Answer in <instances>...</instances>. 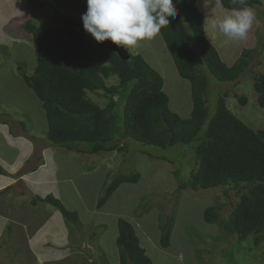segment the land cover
<instances>
[{"label": "trees", "instance_id": "1", "mask_svg": "<svg viewBox=\"0 0 264 264\" xmlns=\"http://www.w3.org/2000/svg\"><path fill=\"white\" fill-rule=\"evenodd\" d=\"M31 1V0H29ZM227 11L244 7L233 0H218ZM177 15L169 18L160 36L173 58L181 78L190 83L192 111L187 119L170 109L163 91V79L139 55L121 60L109 50L96 46L84 36L74 13L86 12V0H49L54 10L52 25L39 28L30 19L17 35L32 40L36 67L19 76L42 104L47 130L46 141L56 148L96 155L121 152L123 141H133L157 149L190 147L196 157L197 170L179 190L222 189L223 196L236 191L238 201L231 207L225 222L226 233L248 246L264 243V130L248 127L226 105L227 93L216 101L211 98V83L238 85L250 69L255 51L244 50L232 66L225 64L204 31V15L197 0H173ZM259 0H246V6L257 10ZM257 104L264 109V75L250 71ZM109 79L115 83L108 84ZM105 97L98 105L89 94ZM241 105L246 104L240 98ZM139 178L120 176L108 186L105 203L121 183H135ZM60 211L64 219L76 221L54 198L40 199ZM222 205L207 208L205 223L218 222ZM227 223V224H226ZM162 227L160 244L168 248L169 230ZM120 264H152L139 245L130 224L120 220L116 241ZM264 250V248H263Z\"/></svg>", "mask_w": 264, "mask_h": 264}, {"label": "rangeland", "instance_id": "2", "mask_svg": "<svg viewBox=\"0 0 264 264\" xmlns=\"http://www.w3.org/2000/svg\"><path fill=\"white\" fill-rule=\"evenodd\" d=\"M259 1L247 38L232 40L212 26L213 20L222 19L230 11L223 9L218 0H197V7L204 15L205 36L227 66H232L244 50L262 49L260 53L255 51L250 69L241 76L238 85L226 83L215 87L216 82L211 83L212 100L226 92V105L253 130H264V109L257 104V94L248 76L250 71L264 75V0ZM53 11L49 0H0V120L12 132L25 128L35 147L49 145L44 131L47 122L41 102L17 71L21 67L26 75H33L36 59L32 40L17 34L30 19L39 28L51 26ZM73 15L82 25L83 13ZM83 33L90 38V34ZM125 48L142 57L162 77L170 109L180 118H189L190 83L179 76L160 34L139 42L137 47ZM107 83H115V79ZM99 94L89 96L102 106L106 99ZM240 98L246 99L245 105H241ZM122 143L125 147L121 152L84 155L60 151L55 164L59 175L68 181L60 185L59 197L51 196L74 214L76 221L64 219L50 204L29 197L31 193L25 199L32 203L23 205V210L37 213L46 208L62 216L68 235L66 249L53 250L49 256L38 255L40 260L35 254L31 259L21 243L20 232L14 238L3 235L0 245L6 241L11 245L7 243L3 247L0 264H120L116 244L120 220L131 225L152 264H264V243L248 246L252 239L240 243L226 233L225 222L232 205L238 201L236 191H229L224 197L222 189L179 190L197 170L195 153L190 147L162 150L133 141ZM133 173L139 175L135 183L119 184L105 203L99 205L112 181L120 176L129 178ZM215 205H222L219 220L209 225L203 213ZM165 226L169 230L166 249L160 244L161 229ZM9 251L18 259L12 255L9 258Z\"/></svg>", "mask_w": 264, "mask_h": 264}, {"label": "crops", "instance_id": "3", "mask_svg": "<svg viewBox=\"0 0 264 264\" xmlns=\"http://www.w3.org/2000/svg\"><path fill=\"white\" fill-rule=\"evenodd\" d=\"M45 128L46 134L47 126ZM28 136L25 128L12 132L10 126L0 120V241L3 235L14 238L20 232L21 243L26 246L28 255L32 259L36 254L40 260L38 255L49 256L66 249L67 230L63 228L62 216L56 212L46 208L37 213L27 212L23 205L30 202L25 199L28 193L36 199L53 198L51 195L59 197L60 185L68 180L59 175L56 155L70 150L49 143L35 147ZM7 243L11 245L8 241L0 245L1 258ZM10 255L16 257L13 251L8 252L9 258Z\"/></svg>", "mask_w": 264, "mask_h": 264}, {"label": "clouds", "instance_id": "4", "mask_svg": "<svg viewBox=\"0 0 264 264\" xmlns=\"http://www.w3.org/2000/svg\"><path fill=\"white\" fill-rule=\"evenodd\" d=\"M233 3L245 6L213 20L212 26L232 40H244L255 13L246 6V0H233ZM176 15L173 0H86V12L81 20L84 31L96 42L109 40L118 46L134 48L139 42L156 37L161 28L168 26L169 18Z\"/></svg>", "mask_w": 264, "mask_h": 264}, {"label": "water", "instance_id": "5", "mask_svg": "<svg viewBox=\"0 0 264 264\" xmlns=\"http://www.w3.org/2000/svg\"><path fill=\"white\" fill-rule=\"evenodd\" d=\"M91 41L98 47L109 50L116 54L121 60L127 61L130 59L131 55L128 51H126L125 47L118 46L113 44L111 41L106 40L104 42H96L94 38L91 36Z\"/></svg>", "mask_w": 264, "mask_h": 264}]
</instances>
